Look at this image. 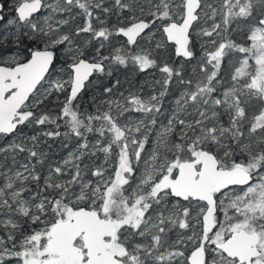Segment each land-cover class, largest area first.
I'll return each instance as SVG.
<instances>
[{
	"label": "snow or ice",
	"instance_id": "obj_1",
	"mask_svg": "<svg viewBox=\"0 0 264 264\" xmlns=\"http://www.w3.org/2000/svg\"><path fill=\"white\" fill-rule=\"evenodd\" d=\"M8 3L0 264H264V0Z\"/></svg>",
	"mask_w": 264,
	"mask_h": 264
},
{
	"label": "trees",
	"instance_id": "obj_2",
	"mask_svg": "<svg viewBox=\"0 0 264 264\" xmlns=\"http://www.w3.org/2000/svg\"><path fill=\"white\" fill-rule=\"evenodd\" d=\"M6 12H9V13H10V6H6ZM115 21H116V17H115V16H112L111 19H110L108 22H109V23H114ZM234 38H236V39H238V40L242 39V37H240L238 34H234ZM117 39H119V38H117ZM104 53L107 54V50H104ZM154 75H155L156 77H158V76H159V73H158V72H155ZM113 76H114V77H118V78L121 79L122 81L125 80L126 78H127V79H131V80H133L137 85L143 83L145 80H149V79L152 78L151 75H147V74H143V73H141V74H137V73L135 72V70H133V69H131V68H129V69L120 68V69H118L117 71H115V72L113 73ZM92 79H93V80H98V79H102V78H99V77H93ZM172 87H173V89H175L176 86L173 85ZM92 95H93V91H92L91 88H90V89L87 90V91L85 92V94H84V96H85V101H87L88 98H89L90 96H92ZM170 100H171V97H169V100L165 102L166 106L168 105V102H169ZM49 106H52V105H49ZM50 143H52V142L50 141ZM53 150H54V152L56 153V155H55V158H56V159H59L61 156H63V155L66 154L65 151H62V150L59 149V145H58V143L53 145Z\"/></svg>",
	"mask_w": 264,
	"mask_h": 264
},
{
	"label": "rangeland",
	"instance_id": "obj_3",
	"mask_svg": "<svg viewBox=\"0 0 264 264\" xmlns=\"http://www.w3.org/2000/svg\"><path fill=\"white\" fill-rule=\"evenodd\" d=\"M10 3H11V0H9V3L8 4L10 5Z\"/></svg>",
	"mask_w": 264,
	"mask_h": 264
},
{
	"label": "flooded vegetation",
	"instance_id": "obj_4",
	"mask_svg": "<svg viewBox=\"0 0 264 264\" xmlns=\"http://www.w3.org/2000/svg\"><path fill=\"white\" fill-rule=\"evenodd\" d=\"M6 6H10L9 4H7Z\"/></svg>",
	"mask_w": 264,
	"mask_h": 264
}]
</instances>
